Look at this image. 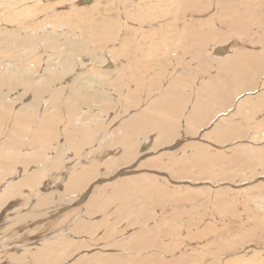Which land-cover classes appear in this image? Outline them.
I'll return each instance as SVG.
<instances>
[{"label":"rangeland","instance_id":"374dc122","mask_svg":"<svg viewBox=\"0 0 264 264\" xmlns=\"http://www.w3.org/2000/svg\"><path fill=\"white\" fill-rule=\"evenodd\" d=\"M137 1H144L145 4L148 6L143 16H140L138 14L134 15L132 12H130L129 14L130 18H128L121 14L123 7L127 3H136ZM158 1L160 0H91L92 3L91 2L85 3L84 0L82 2L79 0H75V1L74 0H0V57L5 59L6 61L7 57L5 56V53L9 52L11 49L12 50L14 49V44L9 41V38L6 37L5 32L10 30L12 31L19 30L22 33L23 38L27 37L29 39V45L25 46L24 49L21 51V53L18 54L15 63H17L19 67H22L20 65H23L25 67H31V62L24 61L25 57H30L36 63H38L37 66H33V69L36 70V72L34 73L35 75L32 78L27 79L26 81H45L46 78H49L48 76L49 68H51L49 69V74L50 73L52 74L51 78L56 82L72 81L76 79V77H78L81 73H83L84 77L90 81H108L110 78H111L110 81H112L113 79L115 80L116 78H118V73H117L118 69H127L128 73L130 71H133L134 69L133 72H137L139 70L138 68L139 65L143 63L142 62L143 59H144L143 61H145L144 64H147L148 62L147 59L143 57L140 61L141 63L138 64L136 68L135 67L133 68L135 63L134 58L136 57V55L137 57H139L138 55L142 53L141 51H138L139 48L137 50L134 49H136V44L138 45L137 47H141L142 42L146 38H152L150 37L152 36L151 35L152 30H157L158 26L163 25L162 23L163 20H156L153 23H144V24H142L140 21V19H142L143 17L147 18L154 16V12L150 9L152 7H157L160 14L163 15V9L157 6ZM202 1L206 2L205 0ZM254 1H253V6L254 9H256L257 3L256 0ZM171 8L172 6L169 7V9ZM261 8L264 10V5H262ZM201 18L202 17H200V19ZM24 20L26 21V24L25 25L23 24V27L24 26L27 27L28 24L31 23V20L34 23H37V25L35 26V30L32 31L31 33L25 32L24 28L21 26V21ZM238 23L239 24H237L238 25L237 26L236 24H234V22H229V25H234L232 28L233 31L231 27H226V24H224L225 26H222L223 24H221L220 27L216 26L217 27L216 31H219L217 33L220 34L223 33L224 35L226 33V35L228 34L227 36L230 37V39H227V42L224 41V43H217L212 51L215 52L216 49H219L217 48L218 46H226V49L231 50V53L227 56L224 55L225 57L218 56L215 53L213 54L212 52L211 54L210 52L207 53L206 58L210 59V61L212 60V58L214 60L211 61V64L209 62V65H212L211 67L213 66L216 67L217 65V63H215L217 61L215 58L232 57L234 54H236V51L245 52V54H249V55H252V53H258L260 55L264 54V48H262L264 45L260 44L259 42H256L255 40L256 35L262 31H263L262 33H264V30L263 29L257 30L255 31L256 33L255 32L251 33L249 37H246L249 34L247 35L240 34L239 28L241 27V24L240 22ZM242 35L244 39L243 38L240 39V36L242 37ZM236 36L237 39L234 38ZM242 39L244 41H242ZM261 39H264V37ZM84 41H87L85 50L83 48ZM70 42H74L73 46L75 47L76 51L72 61L73 63H70L68 67L69 69L74 68L75 70L73 69L74 71L68 73L63 79V74H66L65 72L63 73V70L66 67L63 64H65V59H68L69 57L67 49ZM142 51L145 55L147 48L145 47L144 50ZM9 55L11 56V54ZM203 57L205 58V56ZM203 57L201 55L200 57H198V59ZM190 60L191 59L189 57H186L184 61L176 63L175 67L174 65L170 66L169 75L163 81H167L168 79L169 80L168 82H170L172 80L173 73L175 72L179 73L180 71H183L185 68H191L196 70L198 64L196 63L189 64ZM132 61L134 63H132ZM78 63L82 64L83 66L77 68L79 66ZM125 65L127 66V68ZM216 68H213V70L211 69L212 70L211 72L209 70V72L204 73L200 79L195 80L193 88L195 87L197 90L202 83L209 81L210 77L217 75L218 70ZM150 69L153 70L151 67ZM15 70L18 71L19 68H15ZM31 72L34 71L32 70ZM142 72L143 71H141L140 73ZM119 74L122 75V73ZM139 81L146 82L149 81V79L147 77H143ZM254 81H256L254 84V90H247L236 95L234 101L231 102V106L228 109L229 111L226 114L223 113L216 114L218 111L216 110L213 111V113L209 115L210 119L208 124L202 127L199 130V133L195 135H191L190 133L179 131L178 133L180 134L176 135V137L169 144H166L165 146L161 147L158 150L153 149L154 151H152L150 145H152V142L155 141L157 134L151 130L149 134L150 137L146 143V145H148L149 148L146 147L145 144L141 145L137 150V152L139 153V154L137 153L138 156L136 155L135 158L131 159L134 162H130L129 164L121 166L116 170L115 169L110 170L108 168L107 164L109 163L111 156L108 155L109 153L104 154L105 150H103L102 149L103 147L101 146H104L105 144L106 147L107 143L110 144L112 141H114L115 137L121 135L120 133L122 132L118 128L124 121H127L131 118V116H134L133 113L137 115L139 111L141 112L142 110L146 109L147 106H149V104H147L148 101L147 95L145 94V92H143V89L146 87V85L144 86V84H146L145 82H143L142 84L143 85L142 91L138 94L139 100L143 101L142 104L141 103L139 104L140 106L138 105L134 107L133 105L129 109L123 108V104H117L118 101L120 102V100H123V97L121 96L120 92H115L112 98L113 100L116 101V104L114 106L115 108L109 110L108 112L109 114H107L108 118L106 119L104 124L105 126H108V129H106L108 132L104 129L103 132H100L101 134L99 133V135L97 134L96 136L95 135L93 136L92 139L97 142L95 146L93 145L91 147L85 148V150H82V153L78 155L80 152L76 153L75 150L70 149L69 145H67L69 143L65 145L56 144L57 148L55 147V145L51 144L54 147L51 148L50 147L51 145L48 146L50 147L51 150L49 153H46L45 155L46 160L40 163L39 165H37V163L35 164L32 163L33 165L30 166V168H28L27 171H24V168H22L21 165L20 166L18 165V167L14 168L11 172H7L5 169H2L5 172L2 174L0 171V173L6 178H4L3 181L1 182L3 184L0 190L1 191L0 200L1 199L3 200L2 196L5 195L6 192H9L13 188V186H15L17 183L21 182L26 174L36 171L39 172V169L43 168L46 164H49V160H53V159L56 160L59 157L61 158L60 152L63 149L65 148L68 150L70 149L68 153H71L70 156L73 155L75 160L74 161L72 158L70 161H67V159L65 158L64 163L66 164L69 162V164H66L65 166L66 169H64L65 167L62 166L63 168H60V170H57V172L56 171L53 172V175L51 173H49L48 175L47 174L43 175L42 177L43 180L42 182H40L39 184L40 186L38 187L36 186L37 187L36 189H33L32 187L22 184L21 187H24L21 190L22 194L20 193L15 198L2 201V203L4 202L5 204L3 205L2 211L0 213V235L3 238L0 239L1 242L0 256L2 257L4 253L6 256H4L3 259H1L2 261L0 264H160V263L161 264H166V263L167 264H174V263L175 264H246V263L264 264V252H263L264 241H260L261 244L260 242H258L260 245H258V243L257 244L251 243L250 245L246 244L245 246H243V248L241 247L243 250L239 247H237L238 249H236V247L233 246L231 247L226 246L228 241H233V242L235 240L241 241L242 240L241 236L245 234L244 230L246 231V233L247 231H251L250 229L252 228V222L248 226L243 220L244 218L246 220V217L249 215L251 217L253 212H254L253 214H255L256 210L260 212L259 214H262L261 217L263 218V221L261 222L262 224H258L257 226L254 227L258 228V230L261 228V226H263L264 228V205L262 203L259 205L258 203L256 204L254 202L251 203L249 205V208H247L249 209V211L246 210L247 213L248 212L250 213L248 214L246 213L245 216L243 213V206H241L240 204L236 206L233 203L236 207L235 211L237 213L238 218L236 217L235 218L236 220L232 221V224H229L228 222L225 223L226 227L221 222L212 219L213 217L217 216V214L213 215L212 213L213 211L214 212L217 211V205L221 203L220 201L221 193L222 194L231 193L233 194L232 197L233 199H237V196L240 194L242 198V196L250 195L248 193L252 192L253 189L254 190L256 188L259 189L262 183L263 186L260 189L264 190V176L261 175L260 172L255 173V171H252V173H254L253 178L251 179L252 176L251 177L247 176L244 177L246 178L244 181L243 180L241 181L239 175H237V177H234L232 179H227L219 183L218 180L215 179L218 171H224L226 168H228V166L229 168L230 166L236 168V166L240 164L239 161L243 163V161H241L242 157L238 155L239 153L241 154V152L239 151H242L244 149H256L257 151L258 149L260 150L264 148L263 147L264 145L262 146V143L264 144V140L261 139L262 143L259 140L260 136L261 137L264 136L263 135L264 130L256 131V132H252V131L245 132L248 135V138H245L247 137L246 134L245 133L242 134L241 132L247 126L252 129L253 126H256L255 124L261 123L262 119L264 118V111H260L257 112L256 114H252L253 118L250 119L249 115H247V112H249L250 110L243 111L240 109L243 100H248L250 102V105L255 106L256 101L252 99H255L257 96H261L262 94L261 92L264 91V79L256 78ZM164 85L165 84H162L163 87L161 91H157L159 90V88L156 90L157 93L155 92L152 95L153 97L152 99L156 98L158 95H160L162 91L166 89ZM129 87L130 86L128 85L127 88ZM133 87L131 88V91L137 90L136 88L137 84H134ZM127 88H126V94L128 93ZM18 93L26 94V92L23 90H20V92ZM18 93H15L16 94L15 97L17 95L20 96ZM66 96L67 94L65 95V97ZM119 96H121V98ZM225 97L232 99V94H229V96H225ZM50 98H52V95L47 94L44 96V101L46 100L48 103L49 102L48 100H50ZM62 98L63 101L66 100L64 97ZM20 100L23 101V103L27 102V104H30L32 103L31 101L34 99L32 95L31 96L25 95L23 97H20ZM50 102L52 104L57 103L54 100ZM18 103L19 102L17 101V105ZM19 106L20 104L14 107V109H16L15 112L16 111L20 112L22 105L20 107ZM102 106H103L102 104L97 105L92 109L89 108L88 106H84L77 115V117H79L81 120L82 119L84 120L81 126L82 125L88 126L90 125L89 123L91 122L88 119L93 120L98 118L97 115L101 116L102 113L100 112H104L101 111ZM109 106H111L112 108L113 106L112 102L110 103ZM41 108L43 110L45 108V105H43ZM43 111L42 113L38 112L39 115L37 116L38 118L36 117L37 119L36 123H38L41 120L40 115L42 116L43 114H45V110ZM233 115L236 116H234L233 118H229ZM224 119L226 120L223 121ZM226 122H231V123L235 122L244 127H241V129L237 132H231L232 131L231 129L225 130V132H221V133L214 131L216 127L226 126ZM64 125H65L64 122L60 124L59 130L60 129L63 130ZM98 125L99 123H96L94 128H98ZM34 128L36 127L34 126L32 131L35 130ZM251 133L253 136L251 135ZM253 133L259 134V135L256 134L258 135L256 136L257 138L254 137L255 134ZM146 134L148 135V133ZM239 134L242 135L243 137L240 136ZM234 135H236L239 138H237L236 140V138L233 137ZM0 137H2L0 142L4 144V141H7L5 139L8 138L6 133H4L3 131ZM26 137L28 138L25 139L24 145H26V143L31 139L29 138L30 136L28 132L26 134ZM240 137H242L243 139H241ZM60 139L61 140L59 142L63 143L62 140L63 138L61 137ZM139 140L140 142L142 141V139L138 138L135 140V142H138ZM175 140L178 141V143L175 142ZM254 140H256V143ZM257 142L259 144H257ZM1 143H0L1 145L0 149H2L3 147ZM194 143L196 144V146L193 145ZM197 144L198 145L201 144L199 145V148H197L198 147ZM200 146L204 147V149L201 148ZM24 147H23L24 152L22 153L25 154L28 153L30 155L33 152L32 150L29 151ZM40 147L41 146H39V148ZM117 147H118L117 148L118 153L114 156L117 155L120 156L122 155V151H124L122 144H119ZM39 148L35 150L39 152L41 149ZM60 148L62 149L59 151ZM199 150L205 152L207 158H211L212 156V159H208L204 163H202V161H199L195 165V162L193 163V160H197V154L200 153ZM86 151L87 153H85ZM110 151L112 153V150ZM9 153L11 155H14L13 151ZM209 153L210 154L214 153V154L210 155ZM186 154L187 156H185ZM234 158L235 160L238 159V164L236 163V161H234ZM176 159L177 161L180 162L182 160L183 162L182 164L184 165L179 164L181 168L180 166H177L173 163V161L175 162ZM222 159L224 161H222ZM233 163H235V165ZM82 164H84L83 167ZM90 166L93 168L96 167L98 169L97 170L95 168L96 172L97 171L98 172L92 177L93 179L90 181V184L82 192L81 191L77 193L67 192L66 188L69 186L70 180L68 179L66 180V178L68 175L70 176L71 174L70 172L73 173L75 169L81 170L82 168L84 169L90 168ZM189 166L191 167V169L187 170ZM208 172L212 176H210ZM242 172L244 173V171ZM175 173L178 174L180 177H178V175H176ZM238 173L240 174L239 171ZM198 174H201V176H198ZM47 176L49 178H47ZM143 177H146V179L150 183H152V181L155 180L153 182H159L162 185H165V188L170 189V190H166L167 192L165 191L164 197L166 199L175 200L174 203H176L177 201L185 203L187 200H189V203L188 201L186 202L187 205H181L180 208L186 206V207H192V209L195 210L192 211L193 214L192 212H187L184 214L185 216L183 215V217H182V213H178L177 216H180V218H184L182 220L188 219L189 221L191 218H193V216H197L198 214H200L201 216H204L202 217L203 222L201 221V224L198 226L193 225L191 227H182L184 229L178 228L176 231L165 233L167 232V229L164 230L163 227L164 221L169 219L165 214V211L171 212L172 211L171 206L173 204L172 205L160 204L157 207L155 206H148L146 208L144 207L143 209L147 211L146 212L147 218L150 217L149 220L146 219L144 215L142 217L141 215L135 216L134 213L137 214L136 207H138L139 209H141L142 207V206H138L137 204L135 207H133V209H131L129 207V202H127L128 204L126 203L120 204L118 202H114L115 200L113 201L110 199L111 201L108 200L107 204L105 203V206L103 205V207L101 206V208L97 207V204L95 203V201L98 199L97 197L100 196V199L102 198V200L109 199L110 195L113 193L112 191L113 188L119 189L118 187H120L123 184V182L128 181L129 179L142 180L144 179ZM176 177H178L179 179H176ZM210 178L215 179L217 182L215 180H211ZM182 179H184L185 182ZM184 189L186 191H184ZM171 190L176 191L175 193H177V195L179 196L181 194L182 197L181 196L177 197L175 193L172 194ZM101 191L102 194L100 193ZM188 191L189 193L191 192L192 194L190 193V195H188L189 194L187 193ZM207 191L210 194L212 192L211 196ZM183 193L184 195L186 194L188 196L186 195L183 196ZM193 193L194 196L197 197H194ZM175 195L176 198H173ZM252 195H256V193H253ZM177 198L180 199L177 200ZM50 199L56 200V202L53 203L54 205L50 204V206L49 205L43 206L46 205L43 204V202H46ZM195 200L198 202L199 205ZM217 200H219L220 203ZM193 201L196 204H193L194 203ZM224 203H227V201H225ZM10 205H12V207H9ZM93 205H94L93 209L95 208L94 210L92 209ZM194 205L197 206L195 207ZM86 206L90 208L87 209ZM203 207L205 208L207 207L206 208L207 210L205 208L203 209ZM153 209L154 212H150ZM77 210H79V212ZM238 211H241L242 213L241 212L239 213ZM119 213H123V214L119 215ZM154 214L155 216L159 215L158 219L161 220L162 227H157L155 225L156 224L155 222L158 219L156 217L153 218ZM239 216L242 217V220L241 217ZM92 226L94 227L93 229ZM239 226L242 227L243 229L240 228ZM250 226L251 228H249ZM150 228L154 230L152 231L153 233L152 232L150 233V236L152 234H156V236L161 234V237H157V240L154 238L151 241V243H155V245H153L154 247L150 245L149 247H146V249L145 248L141 249L142 247L140 245H142V243H139V241L141 237L144 236L143 234L145 232L147 236V231L151 230ZM156 228L159 229L158 232L156 231ZM173 236L176 238H174ZM221 237L222 239H220ZM256 238L257 236L251 238L252 240L251 242H255L256 240L254 239ZM262 240H264V235L262 237ZM65 242L68 244L63 245L65 244ZM137 243H139L140 245ZM8 244L11 245L7 247L8 249H6L5 245ZM254 244L255 246H253ZM57 245H60V248L62 250H65V252L67 251L66 254L64 256H61L60 258L58 257L60 255L58 253H55L58 250H61ZM55 246L57 247L55 248ZM135 247L138 249H136ZM69 249H71V251ZM44 250L46 251V253L43 252ZM257 250L258 251L260 250L259 252L261 253L262 257L261 256L254 257L252 255L254 252H257ZM162 251L165 252L162 253ZM166 252L167 253L169 252L170 255H167ZM50 254L51 255L53 254L54 257L53 255H52L53 258L49 256ZM55 254L57 255V257L55 256ZM255 254L259 255L258 253ZM44 255H47V257H44ZM34 256H38V258L40 257V262L34 260ZM66 256L67 258H65ZM182 256H184V258H182ZM150 258L155 260L153 261ZM157 260H159L160 263ZM257 260H259L260 262ZM97 261H99V263Z\"/></svg>","mask_w":264,"mask_h":264},{"label":"bare ground","instance_id":"6f19581e","mask_svg":"<svg viewBox=\"0 0 264 264\" xmlns=\"http://www.w3.org/2000/svg\"><path fill=\"white\" fill-rule=\"evenodd\" d=\"M79 1L82 2L83 0H79ZM205 1L206 2H203L202 0H160V1H158L157 6H159L163 9V15L160 14L157 7L150 8L154 12V16L153 17H147V18L143 17L142 19H140L141 23L142 24L153 23L156 20H163L162 21L163 25L158 26L157 30H152V34H151L152 36H150L152 38H146L142 42L141 47H137L138 45L136 44V49H134V50H137L139 48L138 51H141L142 53H140V55H138L139 57H137V55H136L138 60L136 59V57L135 58L133 57L135 60V63L132 61V63H134L133 68L134 67L136 68V66L141 63L140 61L143 57H145V59H147L148 62H147V64H144L145 61H143L144 60L143 59L142 60L143 63H141L139 65V67H138L139 70L137 72H133L134 69H133V71H130L129 73L127 72V69H118L117 70L118 78H116L115 80L113 79L114 81L113 80L110 81L111 78L108 81H90L84 77L83 73H81L78 77H76V79H74L72 81H58V82H56L51 78L52 74L51 73L49 74V69H51V68L48 69L49 78H46L45 81H26L27 79L32 78L35 75L34 73L36 72V70L33 69V66H37L38 63H36L30 57H25L24 61L25 62H31V67H25L23 65H20L22 67H19L18 64L15 63V61H16L18 54L21 53V51L24 49V47L29 45V39L27 37L23 38L22 33L19 30L6 31L5 35H6V37L9 38V41L14 44V49L13 50L11 49L9 52L5 53V56L7 57L6 61H5V59L0 57V60H1V62H0V64H1V66H0V135H2V132L4 131V133H6V135L8 137L7 139H5L7 141L3 140L4 144L0 142L3 146L2 149H0V171H1V173L3 174L5 172L2 169H5L7 172H11L14 168L18 167V165L19 166L21 165L22 168H24V171H27L28 168H30V166L33 165L32 163H34V164L37 163V165H39L40 163H42L43 161L46 160L45 155H46V153L50 152V150H51L50 147L51 148L54 147L52 145H55V147H56L57 146L56 144H59V145L64 144L65 145V144L69 143L67 145H69L70 149L75 150L76 153L80 152L78 155H80L82 153V150H85V148L91 147L93 145L95 146V144L97 142L92 139L93 136L94 135L96 136L97 134L99 135V133L103 132L104 129L105 130L108 129V126H105L104 124H105L106 119L108 118L107 114H109L108 113L109 110H112L115 108L114 106L116 104V101L112 99L115 92L121 93L123 100H120V102L118 101L117 104H123V108H125V109H129L133 105L135 107V106H138L140 103L141 104L143 103L142 100L141 101L139 100V96H138V94L142 91V87H143L142 84H143V82H145V81H139L143 77H147L149 79V81L145 82L146 84H144V86L146 85V87L143 89V92H145V94L147 95V100H148L147 104H149V106H147V108L142 110L141 112L140 111H139V113L137 112L138 113L137 115H135V113H133L134 116H131V118L129 120L124 121L120 125V127L118 128L122 132V133L119 132L121 135L120 136L118 135V137H115L114 141H112L110 144L107 143L106 147H105V144H104V146H101V147H103L102 149L105 150L104 154L109 153L108 155L111 156L110 161L107 164V166L110 170H112V169L116 170V169L120 168L121 166L127 165L130 162H134L131 159L135 158V156L138 153L137 150L141 145H143V144L146 145V143L150 137L149 134H150L151 130L157 134L155 141L152 142V145H150L152 151H154V150L160 149L161 147L165 146L166 144H169L176 137V135L180 134V133H178L179 131H183L185 133H190L191 135H195V134L199 133V130L208 124L209 119H210L209 115L212 114L213 111H215V110L218 111L216 114H221V113L226 114L229 111L228 109L231 106V102L234 101V98L236 95H238L244 91H247V90H254V84L256 82L254 80L256 78L264 79V54L260 55L258 53H252V55H249V54H245V52L236 51V54H234L232 57L215 58L217 60V61L215 60L216 61L215 63H217V65H216L217 68L215 66L211 67L212 65H209V62L211 64V61L213 60V58L210 61V59L206 58V54L209 52L211 54V52H212L213 54L215 53L218 56H224V55L227 56L231 53V50L226 49V46H218L217 48H219V49H216L215 52L212 51L217 43H224V41L227 42V39H230V37H228L227 36L228 34L226 35V33H225V35L223 33H222L223 35L220 33H217L219 31H216V29H217V27H220L221 24H223L222 26H225L224 24H226V27H231V29H232L234 25H229V22H234V24H236V25L239 24L238 22H240L241 27L239 28V32H240V34H244V35L249 34L246 37H249L251 33H254L257 30H262V29L264 30V10L261 8V6L264 5V0H256V3H257L256 9H254V6H253L254 0H205ZM254 3H255V1H254ZM170 6H172L171 9H169ZM146 8H148V6L145 4L144 1H137L136 3H127L123 7L121 14L123 16L128 17V18H130L129 17L130 12H132L134 15L138 14L140 16H143L144 12L146 11ZM200 17H202V18L200 19ZM30 19H33V18H30ZM248 19H251V20H248ZM25 20L21 21L22 27H23V24L24 25L26 24ZM217 20H220V21H217ZM36 25H37V23H34L31 20V23H29L27 27L24 26L23 28H24L25 32L31 33L32 31L35 30ZM232 31H233V29H232ZM262 32H260L257 35L255 34L256 35L255 40H256V42H259L260 44L264 45V42H263L264 39H261L264 37V33H262ZM235 35H237V34H235ZM234 38L237 39V36ZM241 38H243V35H242V37L240 36V39ZM254 38H253V40H254ZM243 39H242V41H244ZM86 43H87V41L83 42L84 50L86 48ZM73 44H74V42H70L68 45L67 50H68L69 57H68V59H65V64H63L66 66L65 69L63 70V73L64 72L66 73V74H63V79L65 78V76L68 73L75 70L74 68L69 69V67H68L70 65V63H73L72 61H73V58L75 56L76 49L73 46ZM128 44H129V42H128ZM145 47L147 48V51L145 52V55H144L142 50H144ZM262 48H264V46ZM9 54H11V56ZM201 55H202V57L205 56L206 59L204 57L198 59V57H200ZM186 57H189L191 59L189 64H191V63L198 64L196 70L191 69V68H185L183 71H180L179 73L178 72L173 73L172 80L170 82H168L169 81L168 79H167V81H163L169 75L170 66L174 65V67H175L176 63L184 61ZM70 60H71V62H70ZM78 64H79V66L77 68H80L81 66H83L80 63H78ZM148 66H150L153 70H151L150 67H148ZM15 68H19V70L16 71ZM126 68H127V66H126ZM213 68H216L218 70V74L210 77L209 81L202 83L197 90L195 87H194L195 88L194 89L193 85L195 83V80L200 79L201 76H203L204 73H208L209 70L211 72L213 70ZM32 70L34 72H31ZM135 70H137V69H135ZM140 70L143 72L140 73L141 72ZM119 73H122V75ZM134 84H137V87H136L137 90L131 91V88L133 87ZM162 84H165L164 86L166 87V89L164 91H162L160 93V95H158L156 98L152 99L153 98L152 95L156 92V90L158 88H159V90H157V91L162 90V87H163ZM257 84H259V83H257ZM128 85L130 86L129 88H127ZM126 88L128 89L127 94H126ZM53 89H54V91H53ZM20 90L25 91L26 94L25 93L19 94L18 92H20ZM15 93H18L20 96L17 95L15 97V95H16ZM261 93H262L261 96H257L255 99H252V100L256 101L255 106L250 105V102L248 100H243V102L241 104V107H240L241 110H243V111L250 110L249 112H247V115H249L250 119L253 118L252 114H256L257 112L264 111V91ZM47 94L52 95V98H50V100H48L49 101L48 103L46 100L44 101V96ZM66 94H67V96L65 97ZM229 94H232V99L225 97V96H229ZM249 94H251V93H249ZM25 95L26 96L27 95L33 96L34 100L31 101L32 103L27 104V102L23 103V101L20 100V97H23ZM121 96H119V97L121 98ZM62 97H64L66 100L63 101ZM26 100H27V98H26ZM52 100L56 101L57 103L52 104L50 102ZM17 101L19 102L18 105L19 104H20V106L22 105L20 112H17V111L15 112L16 109H14V107L18 106ZM111 102L113 105L112 108H111V106H109ZM101 104L103 105L101 111H104V112H100V113H102L101 116L97 115L98 118L95 117L96 119H93V120L88 119L89 121H91L89 123L90 125H88V126L82 125L81 126V124L84 120L83 119L81 120L79 117H77L79 111L84 106H88L89 108L92 109L93 107H96L97 105H101ZM43 105H45V108L43 109V110H45V114H43L42 116L40 115L41 120L38 123H36V120H37L36 117L39 115L38 112L42 113L43 110L41 107ZM193 105H194V108H193ZM17 109H19V108H17ZM251 110H254V111H251ZM123 111H125V110H123ZM135 111H136V109H135ZM234 116H236V115H233L229 118H233ZM181 119H184V120H181ZM225 120L226 119H224L223 121H225ZM63 122L65 123L64 129L59 130V125L62 124ZM96 123H99L98 128H94ZM255 125L256 126H253L252 129L249 128L248 126L245 129L243 128L244 130L241 131L242 134L245 132H249V131L250 132L251 131L256 132V131L264 130V118L262 119L261 123L255 124ZM34 126L36 128H34L35 130L32 131ZM109 126H111V125H109ZM241 127H244V126H241L235 122H233V123L226 122V126L216 127V129L214 131L221 133V132H225V130L231 129L232 130L231 132H237L241 129ZM27 132L29 133V136H30L29 138H31V139L28 142L26 141L27 143H26V145H24L25 139L28 138V137H26ZM146 133H148V135ZM258 133H253V134H255L254 137L258 136L259 135ZM256 134H258V135H256ZM251 135H252V133H251ZM240 136H242V135H240ZM246 136L247 137H245V138H248L247 134H246ZM2 137H0V140ZM61 137L63 138L62 139L63 143L59 142L61 140L60 139ZM233 137L236 138V140H237V138H239L236 135H234ZM242 137H240V138L243 139ZM138 138L142 139V141L140 142V140H139L138 142H135V140ZM263 138H264V136L263 137L260 136L259 140L260 141H261V139L264 140ZM105 139H106V137H105ZM105 139H104V141H105ZM228 141H229V139H228ZM230 141H231V139H230ZM254 141L256 143V140H254ZM98 142H100V141H98ZM175 142L178 143V141H176V140H175ZM261 143H262V141H261ZM119 144L123 145L124 151H122V155L114 156L118 153V149H117L118 147L117 146ZM257 144H259V143L257 142ZM101 145H103V144H101ZM193 145L196 146L195 143ZM199 145H201V144H199ZM199 145L197 148H199ZM263 145L264 144L262 143V146ZM39 146H41L40 147L41 149L39 148ZM48 146H50V147H48ZM23 147L28 149L29 151L32 150L33 152L30 155L28 153L27 154L22 153V152H24ZM146 147H148V145H146ZM37 148L40 149V151L38 149L39 152H37L35 150ZM201 148L204 149V147H201ZM255 148H257V147H255ZM61 149L62 148H60L59 151ZM69 150L66 148L63 149L60 152L61 158L59 157L56 160H54V159L49 160V164H46L43 168L39 169V172L35 170L36 172H31L29 174H26L21 182L17 183L16 185L14 184L15 186H13V188L9 192H6V194L2 196L3 200L6 201V200L17 197L21 193L22 188H24V187H21L22 184H25L29 187H32L33 189H36L38 186H40L39 184L43 180L42 179L43 175H45V174L48 175L49 173H51L53 175V172H55V171L57 172V170H60V168H63L66 166V164H69V162L66 164L64 163L65 158L67 159V161H70L72 158L74 160L73 155L70 156L71 153H68ZM110 150H112V153ZM240 150H241V148H240ZM11 151H13L14 155H11L9 153ZM87 151L85 153H87ZM199 152L200 153L197 154V160H193V163L195 162V165L199 161H202V163H204L208 159H212V156H211V158H207V155L205 152L200 151V150H199ZM239 152H241V154L239 153L238 155L242 157L241 161H243V163H241L239 161L240 164L238 166H236V168H233L232 166H230V168H229V166H228V168H226L224 171H218L216 174V178H215L218 180V183L225 181L227 179H232L234 177H237V175H239V177L241 178V181L242 180L244 181L246 179L244 177H247V176H250V177L252 176L251 177V179H252L253 174H254V173H252V171H255V173L260 172V174L264 176V148H262L260 150L258 149L257 151H256V149H244V150L239 151ZM100 153H103V152H100ZM212 154H214V153H211L210 155H212ZM185 156H187V154ZM229 156H231V155H229ZM234 156H236V155H234ZM91 157H92V155H91ZM100 157H102V156H100ZM97 158H99V157H97ZM190 158H191V156H190ZM213 159H214V157H213ZM219 160H220V158H219ZM214 161H216V160H214ZM222 161H224V160L222 159ZM234 161H236V163L238 164V159L235 160V158H234ZM173 163L177 166L184 165V164H182L183 163L182 160L180 162V161H177V159L175 162L173 161ZM190 164H191V162H190ZM221 164H222V162H221ZM226 164H227V162H226ZM233 164L235 165V163H233ZM83 165L84 164H82V167H83ZM198 165H200V164H198ZM224 167H226V166H224ZM95 168L90 166V168H86V169L82 168L81 170L75 169L73 171V173L70 172L71 173V174L69 173L70 176L68 175L66 178V180L67 179L70 180V184L66 188L67 192H69V193H77L79 191L82 192L90 184V181L93 179L92 177L98 172V171L96 172L97 168L96 169ZM180 168H181V166H180ZM64 169H66V167ZM70 169H71V167H70ZM184 169H185V167H184ZM190 169H191V167L189 166L187 170H190ZM205 169H207V168H205ZM170 171H171V169H170ZM238 171L240 172V174L238 173ZM242 171H244V173ZM65 172H67V171H65ZM172 172H174V171H172ZM1 173H0V190H1V187L3 184L1 182L3 181L4 178H6ZM193 173H195V172H193ZM121 175H122V172H121ZM176 175H178V174H176ZM196 175H197V173H196ZM209 175H210V173H209ZM198 176H201V174H198ZM210 176H212V175H210ZM110 177H111V174H110ZM178 177H180V176L178 175ZM178 177H176V179H179ZM189 177H191V176H189ZM47 178H49V177L47 176ZM143 178L144 179H142V180H137V179L136 180H130L129 179L128 181L123 182V184L120 187H118L119 189H114V188H113V190L111 189L113 191V193L110 195L109 199L102 200V198L100 199V196L97 197L98 199L95 201V203L97 204V207L101 208V206L102 207H103V205L105 206V203L107 204V201L110 199L113 201L115 200L114 202H118L120 204H124V203L128 204L127 202H129V207L131 209H133V207H135L136 204L138 206H142L141 209L136 207L137 208V214L134 213L135 216L141 215V217H142L144 215L145 218L149 220L150 217L147 218V215H146L147 211L145 209H143L144 207L145 208L148 206L157 207L160 204H164V205H172L173 204L171 206V210H172L171 212L165 211V214L169 218V219L164 221V225H163L164 230L167 229V232H165V233H168L171 231H176L178 228L184 229L182 227H191L193 225L198 226L201 224L202 217H204V216H201L200 214H198L197 216H193V218H191L189 221H188V219L182 220L184 218H180V216H177L178 213H182V217H183V215L185 213L192 212L195 210V209L193 210L192 207H186V206L180 208L181 205H187L186 202L188 201V203H189V200H187L184 203V202L177 201L180 199V198H177V200H176L177 202L174 203L175 200H168L164 197L165 191L170 190V189L165 188V185H162L159 182H153L155 180H153L152 183H150V182H148L146 177H143ZM156 178H158V177H156ZM184 179H182V180L184 181ZM215 179H211V180H215ZM199 180H201V179H199ZM208 180H209V178H208ZM54 184H55V182H54ZM27 186H25V187H27ZM262 186H263V183H262L261 187ZM260 188L259 189L256 188L255 189L256 191L254 189L253 190L251 189L252 192L248 193L250 195L242 196V198H241L240 194L238 196L235 195V196H237V199H233L232 198L233 194H231V193H226V194L221 193V195H220L221 203L219 200H217L220 204L217 205V211L216 212L213 211V213H212L213 215L217 214V216L213 217L212 219H214L215 221L221 222L225 226V223L228 222L229 224H232V221L236 220L235 219L236 217L238 218L237 213L235 211L236 210L235 205L237 206L240 204L241 206H243L244 216L247 213L246 210L249 211V209H247V208H249V205L251 203H253V202L255 204L258 203V205L262 203L264 205V190H261ZM225 189H227V188H225ZM107 191H108V189H107ZM184 191H186V190L184 189ZM171 192L173 194L176 191L171 190ZM177 192H179V191H177ZM100 193L102 194V191ZM187 193H189V191ZM190 193L188 195H190ZM253 193H256V195H252ZM1 194H3V193H1ZM175 194L177 195V193H175ZM211 194H212V192H211ZM211 194H210V196H211ZM176 195L173 198H176ZM185 195L183 193V196H185ZM188 195H186V196H188ZM242 195H243V193H242ZM244 195H245V193H244ZM169 196H172V195H169ZM180 196L182 197L181 194H180ZM180 196L177 195V197H180ZM193 196H194V193H193ZM194 197H197V196H194ZM0 198H1V195H0ZM206 198H208V197H206ZM3 200L2 199L0 200V213L2 211L3 205L5 204L4 202L2 203ZM210 200H211V197H210ZM208 201H209V199H208ZM225 201H227V203H224ZM55 202H56L55 199H53V200L50 199L46 202H43V204H46L43 206H48V205L50 206V204H53ZM193 204H196V203L194 202ZM197 204H198V202H197ZM94 205L92 206V209H93ZM174 206L176 207V210H175ZM194 206L196 207L197 205H194ZM9 207H12V205H10ZM89 208L90 207H87V209H89ZM204 208L205 207H203V209ZM77 211L79 212V210H77ZM256 211H255V214H253L254 212L252 213L251 217H250V215L247 216L246 220L243 217L244 218L243 221H245V223L248 226L252 222V228H251V226L249 227V228H251L250 229L251 231H247V233H246V231L244 230L245 234L241 236V239H242L241 241H236V240L234 242L228 241L226 246H230V247L233 246V247H236V249H238L237 247L243 248V246H245L246 244H249V245L251 243L257 244L260 241H264V240H262V237L264 235L263 226H261V228L259 230H258V228L254 227V226H257L258 224H262L261 222L263 221V218L261 217L262 214H259L260 212H258V211L256 212ZM150 212H154V209ZM238 212L240 213L241 211H238ZM248 213H250V212H248ZM120 214H123V213H119V215ZM192 214H193V212H192ZM155 217L158 219L159 215L155 216V214H154L153 218H155ZM239 217H241V216H239ZM153 218H151V219H153ZM241 220H242V217H241ZM131 221H132V219H131ZM155 223H156L155 225L157 227H162L161 226L162 222L160 219H158ZM148 224H149V222H148ZM94 227H95V225H94ZM94 227L92 226V229ZM90 228H91V226H90ZM240 228H242V227H240ZM219 229H220V227H219ZM245 229H247V228H245ZM205 230H206V228H205ZM152 231H154V230L153 229L148 230L147 236H146V232H145L143 234L144 236L141 237L140 241L138 240L139 243H142V245L137 243L142 247L141 249H143V248L146 249V247H149L150 245L151 246L155 245V243H151V241L154 238L157 240V237H161V234H159L157 236H156V234H152L150 236V233ZM156 231L158 232L159 229L156 228ZM254 236H257V238L254 239L256 241L251 242L252 241L251 238H254ZM174 238H176V237H174ZM0 239H3L1 237V235H0ZM220 239H222V237ZM175 240H177V239H175ZM179 241H177V242H179ZM20 242H23V241H20ZM177 242H176V245H177ZM157 243H158V241H157ZM66 244H68V243L65 242V244H63V245H66ZM255 244L253 246H255ZM260 244H261V242H260ZM260 244L258 243V245H260ZM262 244H263V242H262ZM10 245L11 244L5 245L6 249H8L7 247ZM57 246H59V249H61L60 245H57ZM57 246H55V248ZM71 247H72V245H71ZM72 249H73V247H72ZM136 249H138V248H136ZM177 249H178V246H177ZM214 249H216V248H214ZM69 250L71 251V249H69ZM38 251H39V249H38ZM259 251L257 250V252H254L252 255L254 257L255 256L256 257L261 256V253ZM43 252L46 253L45 250ZM66 252H65V250L61 249L55 253H58L60 255L58 257L60 258L61 256H64L66 254ZM163 252H165V251H162V253ZM68 253H70V252H68ZM168 253H167V255H170L171 252L169 254ZM255 253H258L259 255L255 254ZM47 255H44V257H47ZM52 255L50 254L49 256L52 257ZM4 256H6L5 253L2 257L0 256V263L2 261L1 259H3ZM55 256L57 257L56 254H55ZM53 257H54V255H53ZM211 257H212V255H211ZM65 258H67V256ZM182 258H184V256H182ZM186 258H187V256H186ZM23 259H25V258H23ZM150 259H152V258H150ZM34 260H37L40 262V257L38 258V256H34ZM157 261L159 262V260H157ZM257 261H259V260H257ZM97 262L99 263V261H97Z\"/></svg>","mask_w":264,"mask_h":264},{"label":"water","instance_id":"95a60500","mask_svg":"<svg viewBox=\"0 0 264 264\" xmlns=\"http://www.w3.org/2000/svg\"><path fill=\"white\" fill-rule=\"evenodd\" d=\"M84 2H85V3H89V2H91V0H84Z\"/></svg>","mask_w":264,"mask_h":264}]
</instances>
